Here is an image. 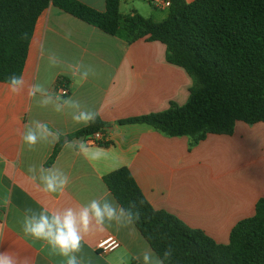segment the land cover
Segmentation results:
<instances>
[{"label":"crops","instance_id":"1","mask_svg":"<svg viewBox=\"0 0 264 264\" xmlns=\"http://www.w3.org/2000/svg\"><path fill=\"white\" fill-rule=\"evenodd\" d=\"M76 1L106 12V0ZM156 10L168 15V9ZM133 11L139 13L134 7L129 14ZM167 15L160 21L150 18L162 22ZM50 55L57 58L55 66ZM84 70H90L86 79L80 74ZM22 76L27 83L44 85L55 103L70 98L79 103V110L96 112L109 126L102 145L89 137L69 138L90 124L73 120L76 109L58 112L52 104L41 106L39 95H15L0 82V252L28 257L27 264H66L67 258L46 240L24 232L25 217L41 210L51 214L78 209L93 199H108L121 207L104 182L106 175L121 168L130 171L155 210L176 216L221 245L229 243L235 225L253 217L258 201L264 199V123L237 122L232 135H208L192 148L187 137L119 125L165 111L171 103H187L192 79L166 61L164 45L146 39L130 43L124 32L108 35L51 4L36 22ZM34 121L57 135L29 147L22 134ZM78 141L84 142L87 153L80 151ZM97 149L103 151L97 155ZM41 169L65 174L64 190L45 192ZM110 236L119 247L101 253L99 242ZM146 251L158 257L133 222H113L85 235L76 256L79 264H142Z\"/></svg>","mask_w":264,"mask_h":264},{"label":"trees","instance_id":"2","mask_svg":"<svg viewBox=\"0 0 264 264\" xmlns=\"http://www.w3.org/2000/svg\"><path fill=\"white\" fill-rule=\"evenodd\" d=\"M122 1L106 0V12L99 13L76 0H0V82L22 76L36 22L52 4L108 35L124 32L130 43L146 39L164 45L166 61L192 79L184 106L171 103L165 111L119 125L187 137L192 148L208 135H232L237 122L264 123V0H164L170 7L162 22L137 11L123 15ZM107 126L96 118L69 138L103 133ZM104 182L122 208H131L132 222L163 264H264V199L221 245L176 216L155 210L127 168L106 175Z\"/></svg>","mask_w":264,"mask_h":264},{"label":"clouds","instance_id":"3","mask_svg":"<svg viewBox=\"0 0 264 264\" xmlns=\"http://www.w3.org/2000/svg\"><path fill=\"white\" fill-rule=\"evenodd\" d=\"M49 62L53 66L57 64V58L54 55L49 56ZM82 78L86 79L90 74V70H84L81 73ZM9 91L15 95L27 93L29 99L40 97L38 103L41 106L52 104L56 111H62L64 107L76 109L73 114V120L76 123L85 125L94 123L97 113L92 111H82L77 101L70 98L63 100L62 103H55L52 95L49 94L47 88L39 83H27L23 76L12 75L7 80ZM59 100V97H57ZM48 126L39 121L31 122L25 125L22 134V140L29 147L35 146L39 140L47 139L54 136ZM82 153H87L83 141L76 142ZM71 146V142L69 145ZM97 149V155L102 152ZM30 171H35L34 168ZM40 180L43 184L45 192H62L68 184V177L59 170L41 169ZM133 213L131 208L125 210L114 204V202L104 199H93L88 204L77 208L68 207L63 210L53 211L51 214L47 210H41L39 213H32L25 217L23 222V230L26 234L34 238L46 240L53 249H57L59 253L66 257V264H79L76 256L81 249V242L93 228H103L107 223L111 225L113 222L117 224L131 223ZM169 255L165 253V257ZM139 259V257H138ZM28 257H21L8 251L0 252V264H27ZM142 264H163V262L155 257L150 251L142 253Z\"/></svg>","mask_w":264,"mask_h":264},{"label":"built area","instance_id":"4","mask_svg":"<svg viewBox=\"0 0 264 264\" xmlns=\"http://www.w3.org/2000/svg\"><path fill=\"white\" fill-rule=\"evenodd\" d=\"M151 5L155 8V9H160V10H164V9H169L170 7V2L164 1V0H151L150 1ZM63 95H67L68 91L67 90H63L62 91ZM102 132H96L93 135L89 136L90 140L97 144V145H102ZM120 243L118 242V240H116L114 237L110 236L108 238H105L104 240L100 241L97 249L101 252V253H108V252H112L115 249H117L119 247Z\"/></svg>","mask_w":264,"mask_h":264},{"label":"rangeland","instance_id":"5","mask_svg":"<svg viewBox=\"0 0 264 264\" xmlns=\"http://www.w3.org/2000/svg\"><path fill=\"white\" fill-rule=\"evenodd\" d=\"M134 7L139 11L140 15H142L143 17H147V18L153 17L158 21L164 19V17L167 15V12L156 10L147 1H143V0L126 1L125 3L122 4L121 13L124 15H128L130 13L129 11Z\"/></svg>","mask_w":264,"mask_h":264}]
</instances>
